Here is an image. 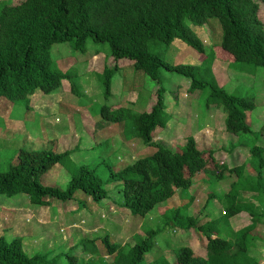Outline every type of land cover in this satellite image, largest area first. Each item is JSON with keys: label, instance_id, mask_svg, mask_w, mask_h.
Instances as JSON below:
<instances>
[{"label": "rangeland", "instance_id": "1", "mask_svg": "<svg viewBox=\"0 0 264 264\" xmlns=\"http://www.w3.org/2000/svg\"><path fill=\"white\" fill-rule=\"evenodd\" d=\"M21 1L0 0V8L3 4ZM260 4V18L264 22V3ZM189 25L204 42L207 53L201 54L181 39L179 43H185L187 47L177 48L179 43L168 47L152 40L149 50L171 64L197 65L213 48L215 58L212 59L213 54L210 58L218 84L229 93L254 98L257 108L249 112L248 120L255 131L264 129V67L234 62L233 55L221 46L223 32L217 18H210L203 26L190 21ZM51 55L56 67L74 73L80 94L71 92V82L66 79L51 93V107L47 103H37L39 98H48L39 90L31 95L30 107L1 96L0 172L7 171L11 162H17L14 157L21 149H52L58 153L71 150L69 158L65 157L64 163L56 164L45 173L40 182L66 189L78 169L87 166L97 170L107 181L105 188L109 190V196L95 201L77 190L70 199L55 198L51 205L40 206L33 204L26 193L0 195V236L8 240L21 238L24 250L30 255L39 253L52 258L60 253L59 264H68L69 256H77V264H105L111 263L114 255L108 254L102 242L104 237L119 245H134L145 231L161 229L156 245L145 255L143 264L161 255L174 263L175 251L184 245H190L197 254L204 255L207 239L195 227L162 229L165 212L172 215L182 207V213L198 218L199 224L217 220L228 235L251 223L252 218L246 211L233 217L223 215L228 204L225 195L235 185V189L240 190V200L252 201L254 195L241 189L257 181L264 187V168L256 167L249 160V148L253 144L264 146V130L259 137L228 132L225 128L227 112L219 100L209 95L208 89L190 92L187 78L164 67L160 70L159 85L145 72L136 69L131 59H115L108 42L88 39L84 51L75 49L72 41L57 42L51 46ZM106 65L118 66L112 79V96L108 100L100 77ZM160 86L165 88L169 121L165 127L155 129L153 141L181 150L188 136L193 135L198 147L206 152L209 165L206 172L194 176L188 190H177L173 197L158 203L146 215H134L120 206L122 185L108 182V166L119 171L155 151L153 146L135 136V117L139 112L151 109ZM103 105L112 110L123 108L126 120L106 122L101 112ZM238 139H241L239 144ZM225 165L229 169H224ZM241 165L245 168L239 176L237 169ZM218 173L224 176L220 178ZM187 202L190 203L188 209L184 207ZM254 235L256 240L251 254L264 264V223L258 224ZM87 238L96 241L84 245L83 240Z\"/></svg>", "mask_w": 264, "mask_h": 264}, {"label": "trees", "instance_id": "2", "mask_svg": "<svg viewBox=\"0 0 264 264\" xmlns=\"http://www.w3.org/2000/svg\"><path fill=\"white\" fill-rule=\"evenodd\" d=\"M261 2L264 0H22L3 4L0 8V97L29 106L31 95L36 90L51 94L66 79L71 82V92L78 95L74 73L54 65L51 46L72 41L75 49L84 51L87 40L91 39L108 42L115 59H131L136 69L145 72L159 85L160 70L164 67L187 78L190 92L208 89L209 95L219 100L227 112L225 128L228 132L239 136H262L264 129L255 131L248 120L249 112L257 108L255 99L229 93L218 84L212 64L215 58L213 48L197 65L171 64L149 50L152 40L169 47L178 38L201 54L207 53L204 42L189 21L203 26L215 17L222 27L221 46L233 55L234 62L264 67ZM117 70V65H106L101 73L107 100L112 96V79ZM156 97L150 110L139 112L135 117V136L153 146L155 151L119 171L108 166V182H120L122 185L120 206L134 215H146L158 203L173 197L177 190H188L193 185L194 176L206 172L209 165L206 152L198 147L193 135L188 136L181 150L153 141L155 129L165 127L169 121L164 87L157 88ZM101 112L106 122H124L127 118L123 108L112 110L110 106L103 105ZM240 141L238 139V144ZM71 153V150L60 153L52 149L19 150L14 157L17 162H11L7 171L0 172V195L26 193L33 204L40 206L51 205L55 198L70 199L77 190L95 201L107 198V181L97 170L87 166L78 169L66 189L40 182L45 173L56 164L64 163V158H69ZM249 153V160L256 167L264 168V146L253 144ZM210 155L214 160L212 150ZM244 168L245 165H241L237 169L239 176H242ZM224 169L229 167L225 165ZM217 175L220 178L224 176L223 173ZM246 185L241 190L251 192L254 195L252 201L240 200V190L234 185L225 195L228 204L223 215L233 217L246 211L252 218L250 224L228 235L217 220L199 224L198 218L183 214L182 207L172 215L165 212L162 229L168 226L183 230L195 227L207 239L206 253L197 254L190 245H184L175 251L174 263L166 255H161L147 264H262L251 254V247L256 240V227L260 222L264 223V187L259 181ZM189 206V202L184 205L186 209ZM160 232L161 229L147 230L134 245H119L104 237L102 242L108 254L114 255L112 262L105 264H143L145 255L156 245ZM95 241L87 238L83 244ZM61 257L60 253L52 258L39 253L30 255L24 250L21 238L8 240L0 236V264H59ZM68 258V264H77V256Z\"/></svg>", "mask_w": 264, "mask_h": 264}, {"label": "crops", "instance_id": "3", "mask_svg": "<svg viewBox=\"0 0 264 264\" xmlns=\"http://www.w3.org/2000/svg\"><path fill=\"white\" fill-rule=\"evenodd\" d=\"M180 42V39H175L174 41H173V43L172 44H177V43H179ZM177 48L178 47H187V45H185V43H179V46H176ZM185 50H188L187 48H184ZM229 57V56H228ZM46 96H48V98H45V97H43V98H39L38 99V101H37V103H39L40 105H44V104H46L47 103V105L48 106H50L51 107V94H45ZM50 97V98H49Z\"/></svg>", "mask_w": 264, "mask_h": 264}]
</instances>
